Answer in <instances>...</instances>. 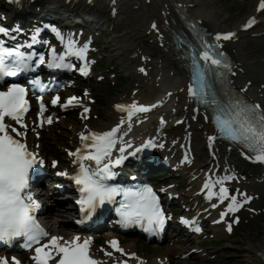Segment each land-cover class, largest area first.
<instances>
[{"label":"snow or ice","instance_id":"snow-or-ice-1","mask_svg":"<svg viewBox=\"0 0 264 264\" xmlns=\"http://www.w3.org/2000/svg\"><path fill=\"white\" fill-rule=\"evenodd\" d=\"M260 10H264V0H261L259 4L258 11ZM255 22L254 19H250L243 27L249 28ZM45 27H50L54 33L60 35L58 29L54 26L46 25ZM152 27H155V24ZM9 32V29L0 26V34L8 35ZM233 35L231 32L217 33L216 40L218 41L221 38L227 40ZM200 39L203 40V38ZM86 48V45L85 47L76 48L74 40L67 41L68 53L76 55L81 60L84 58ZM0 52L9 56L15 53L16 56L15 59H11L7 63L0 59V84L5 82L6 76H15L18 72L29 69L31 56L26 57L23 52L4 47L2 40H0ZM68 53H61L57 60L55 51L50 50L49 67L54 65L71 67V65L63 62L64 56ZM223 55L222 52L214 53L211 45L202 42L199 58L204 61V66L199 78V87L194 90V87L190 85L188 88L189 95L195 97L202 104L209 103L205 98L207 93L204 89L207 85L204 82V75L208 72H217L221 66L230 71L229 65L222 59ZM44 62L45 57L43 54L35 61L37 64ZM79 70L82 73H87L86 67L82 66ZM26 95L27 89L15 83L10 84L6 91H0V242L10 243L16 237L26 238L24 247L31 248L34 244L36 245L35 255L31 257L35 264H50V262H54V264H100L90 255L89 246L91 241L89 239L81 242L80 237L77 236L61 243L62 237L52 236L47 243H40V240L46 237L48 233L40 226L33 215V212L38 211L41 205L32 197L30 191H28V186L30 173L38 165L43 167L44 161L38 160L37 155L28 150L26 143L15 138L24 136L25 133L21 132L20 129L27 128V125L23 123V117L29 111ZM58 101V96L53 97L51 103L56 105ZM79 102L78 97H68L61 107ZM211 104L218 106V101L213 99ZM115 107L118 110L126 111L129 119L137 112H147L149 110L148 106L137 105L135 102L127 106L117 104ZM151 107H155V105ZM228 108L230 114L227 118H222L219 114L213 117L218 130L222 134H226L231 141L247 149L252 154L248 155L247 158L264 163V108L260 104H251L239 98L231 100ZM45 111L46 108L41 99L40 127H43L45 123ZM88 111L87 107L83 108L84 113ZM6 118L14 121L16 125H19V128L5 123ZM46 122L51 124L52 118L48 117ZM123 122L122 118L120 123ZM163 123L164 121L161 118V124ZM119 129L120 124H117L104 132H81L79 136L82 147L68 153L69 156L75 157L72 163L79 165L78 171L72 175V180L78 186L80 193V198L76 203L80 206L82 219L78 220L77 223H83L103 205L114 204L118 205L116 208L120 216L118 222L122 226L138 225L148 232L158 231L163 227L165 217L160 208L159 199L151 187L148 185L122 187L108 183L116 175L112 168L123 162L125 148L131 147L130 143L123 142L122 135L117 136ZM10 133H15V137ZM118 138L121 140L119 148L121 155L112 160L110 159L111 149L116 145ZM213 139V136L208 137L210 144ZM154 146L151 140L145 141L138 148L129 152L128 155H135L146 147ZM106 158H108V162L102 163ZM86 160L94 161L96 167L93 169L86 165ZM56 164L57 162L53 161L52 167H56ZM57 175L66 176L68 173L66 171L58 172ZM231 178V176H225L216 181V184L220 185L218 193L212 191V184L209 181H205L204 188L207 189V198L211 199L213 196H218L220 201H224L229 194V190L224 186L223 180ZM250 199L251 197H245V202ZM241 206L242 203L237 200L236 196H231L230 202L227 204V211L236 212ZM212 207H216V205L213 204ZM224 215L223 212L220 214L221 220L224 219ZM228 230L231 231V225L228 226ZM196 231L198 232L200 229L196 228ZM109 243L115 251L120 252L122 255L139 259L135 253H124V250L118 247L117 241L113 240ZM105 255L111 257L112 253L106 252ZM0 264H21V261L13 257L9 262L6 257H0ZM117 264H128V262L123 260L117 262Z\"/></svg>","mask_w":264,"mask_h":264},{"label":"bare ground","instance_id":"bare-ground-1","mask_svg":"<svg viewBox=\"0 0 264 264\" xmlns=\"http://www.w3.org/2000/svg\"><path fill=\"white\" fill-rule=\"evenodd\" d=\"M56 0H38L36 1L38 7L39 15L43 18L50 19L51 17H57L66 22V16H58L61 13V10L69 13L70 18L77 19L78 22L84 21L82 17L83 14H86V17H93L100 19V22L110 21L112 19L114 22L120 23L123 28L122 38L124 40L129 37L133 44L128 43H118L113 46V52L116 56H132V52L136 49V43L144 41L148 44V49L153 52L156 58L155 62H146L148 69L144 70L145 73H150L147 78L145 77L146 91H151L155 93V84H159L161 87L160 92L167 90L168 95L161 96L162 103L171 102L172 113L178 114L183 121L184 130L182 131V126L173 127L171 125H166L164 128L165 139L163 143L167 147V152L162 154L163 158H171L174 161H178L181 164L185 162L186 167L191 171V176L199 180H202L205 176L208 175L209 169L211 166L215 165L216 167V176L218 179H221L225 176H231V179L223 180L225 187L233 188L236 192L234 196H242V199L245 200V197H252V193L246 191L241 185L240 182L236 179V171H234L233 164L237 168L238 152L233 149L227 158H223L220 153L225 154V149L223 144H220L217 148L218 152L215 151L216 163H212L210 158L207 157L204 146L205 144H210L206 138V135L209 133V127L206 124L205 116L198 110L193 111V109L185 103L184 96V79L186 76L183 74L182 69L180 68L181 62L179 61L180 53L176 49L170 47L168 43V31L174 30L183 33L184 30L181 27V24L177 18L176 13L180 16L187 17L194 21L198 26L204 30L211 41H213L220 51L224 54L223 56L226 59V63L229 65L230 71L225 75L227 81L226 84L235 91L238 95L242 96L246 101L251 104H260L264 108V88H261L263 84L262 79L264 80V70L260 71V66L257 59L252 57V48L255 43L264 38V13L261 10L257 12L255 6L254 9L244 17V20L253 16L257 21L256 24L247 31L241 30L240 25L244 24V21H240L237 24H229L227 21V16L223 12L222 8L214 0H87L92 3V5H87L84 1H81L78 4H63L61 2L55 3ZM242 0H239L241 2ZM25 4L24 1H22ZM52 8H57V15L50 16L47 10H52ZM4 10H8L3 8ZM101 11V14H98V11ZM82 12L80 14L79 12ZM35 14L34 8L30 5L19 6L17 10L13 8L10 10V20H14L18 26L25 27L27 22H30L28 15ZM126 18H129L128 20ZM91 19V18H90ZM66 20V21H65ZM121 21V22H120ZM20 22L24 24L21 25ZM94 23V22H90ZM155 24V27L152 25ZM257 25V27H255ZM255 27V28H254ZM231 32L234 35L224 40H216L217 33H227ZM182 35V34H181ZM74 40L73 35L65 37V39ZM139 50V48L137 49ZM264 61V54H263ZM87 65V64H86ZM83 66V67H86ZM154 68H157L156 70ZM141 71V72H144ZM157 80V81H156ZM156 94V93H155ZM157 95H151L150 99L146 102L151 101ZM89 96L85 98L84 101L76 103V108L81 114L83 113V108L86 107L88 103ZM140 100V95L131 96L127 99H116L114 102H108L106 112L103 114V123L106 126H109L115 123L116 118L119 117L120 111L115 107V105H129L133 102L138 103ZM89 109V106L87 107ZM165 113V111H162ZM49 117V116H48ZM47 117V118H48ZM46 118V121H47ZM52 123L46 126L49 128L54 123L58 121V118L55 116L51 117ZM61 119L59 120V122ZM80 122V121H79ZM83 125L80 123V127ZM93 128H99L98 126H92ZM175 140V141H173ZM212 146V143L210 144ZM140 157V156H139ZM67 160L68 158H62ZM146 161L145 159H143ZM129 163V161H127ZM65 164V162H64ZM63 164V165H64ZM147 162H142V164L134 163L133 167L131 165H125L122 169L128 170V168L134 169L136 172H140L141 166L146 165ZM175 165L178 166L175 162ZM152 164L149 163V169L152 168ZM127 167V168H126ZM235 168V170H236ZM258 171L262 169L256 167ZM183 176V173H181ZM188 173L185 174V177H188ZM183 179L181 186L185 189L179 194H177L178 199H181V204H184L186 210H192L185 217L189 218L192 214L198 218H203L206 216V219L210 220L209 228H217L218 223L220 222V214L223 212L226 214L227 204L230 202V197H225L224 201H220L219 197L216 196L215 199L210 203L202 202L201 199H198L194 194L192 189L194 183L188 182V178ZM197 184V183H196ZM220 185L217 187L219 188ZM219 191H217L218 193ZM243 194V195H242ZM196 199V203H195ZM196 204L198 206H196ZM215 204L216 207H212ZM69 210V207L67 208ZM220 213V214H219ZM219 214V216H218ZM55 217H62V215L57 214ZM52 216L48 218L49 224L55 230L57 227V221ZM214 221H216L214 223ZM211 235H221L225 236L224 231L219 230L218 228L211 231ZM132 251H136L134 248L135 245L131 244L128 246ZM264 247L258 246L254 249L249 248V251H245L242 254L243 260L246 264H263L262 255ZM127 249V247L125 248ZM174 249L168 248L166 251L167 257L169 260H162L157 263L164 264H184L180 260L172 259V252ZM117 255V254H116ZM197 260H200V256H194ZM114 260H119L118 258H113ZM139 260V259H138Z\"/></svg>","mask_w":264,"mask_h":264},{"label":"rangeland","instance_id":"rangeland-1","mask_svg":"<svg viewBox=\"0 0 264 264\" xmlns=\"http://www.w3.org/2000/svg\"><path fill=\"white\" fill-rule=\"evenodd\" d=\"M223 10V12L226 14V16L229 18V20L236 24L246 13H248L250 10L253 9L254 1L255 0H242L239 2V0H214ZM122 32L121 27H119L117 24H114V26L106 28V31L104 30L102 35V38H96L94 37V40L96 41V46L99 48L100 55V62H99V69L102 68L103 62L105 63V58H109L110 61L118 62L116 61L112 56L106 53V49L111 48V44H109L110 41L114 40H120L118 35H120ZM252 56L255 59H259L261 55L264 53V40H261L256 45H254ZM141 51H144L148 56H152L150 51L147 49V44H143V46H140ZM153 60V58L151 59ZM144 61L137 62V60L132 61L128 60V62H120L119 69L121 70L119 74L121 76H124L127 74L132 68H143ZM260 67H263L264 64L262 62H258ZM263 65V66H262ZM130 82V84H128ZM117 88L114 92V97L119 96L123 97L128 95L134 88L133 85L135 82L131 79L126 80H120L117 82ZM109 98V97H108ZM64 134L69 135V133L65 130H62ZM48 142H54L51 140V138H48L46 145L48 146ZM52 147L50 149L55 150L58 146L57 144L53 143L51 144ZM49 147V146H48ZM258 188L262 191H264V185L258 186ZM256 191V190H254ZM261 199H264V197H261ZM260 199V201H261ZM260 201H257L256 199L252 201L250 204H248L246 210V214L242 216V221L235 230V232L229 236L227 239L220 238L219 240H222V244H220V247H215V255L216 259L214 260H208L209 264H246L245 260H243L242 253L244 252V246L253 245L257 243H261L264 240V207L257 208V210H254L252 208V204H258ZM238 241V242H236ZM225 242V244H223ZM233 244V245H232ZM224 245L231 246V247H224ZM186 245L183 246V248Z\"/></svg>","mask_w":264,"mask_h":264}]
</instances>
